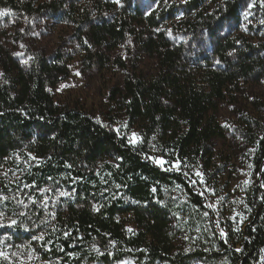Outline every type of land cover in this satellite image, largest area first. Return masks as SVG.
Returning a JSON list of instances; mask_svg holds the SVG:
<instances>
[{
	"label": "trees",
	"instance_id": "trees-1",
	"mask_svg": "<svg viewBox=\"0 0 264 264\" xmlns=\"http://www.w3.org/2000/svg\"><path fill=\"white\" fill-rule=\"evenodd\" d=\"M116 1L0 0V264H264V123H244L256 184L238 201L214 148L218 105L264 80V44L228 35L244 2ZM42 20L71 27L76 57L39 48ZM77 65L122 71L104 109L116 130L54 98Z\"/></svg>",
	"mask_w": 264,
	"mask_h": 264
},
{
	"label": "rangeland",
	"instance_id": "rangeland-1",
	"mask_svg": "<svg viewBox=\"0 0 264 264\" xmlns=\"http://www.w3.org/2000/svg\"><path fill=\"white\" fill-rule=\"evenodd\" d=\"M78 6L87 7L90 0H73ZM131 2H142V7L148 13L155 10L158 6L173 8L180 11V6L188 0H130ZM220 0H207V2H219ZM116 2H119L118 0ZM162 2V4H161ZM243 7L238 14V22L232 23L229 27V38L232 40L247 41L251 45L264 44V5L262 0H242ZM179 15V13H177ZM175 21L166 23L169 26ZM19 37L24 35L22 29L19 30ZM71 27L61 23L42 20L35 25L34 39L39 42V48L50 51L57 48L68 50L73 56H77L78 48L75 46L71 37ZM24 38V37H23ZM25 39V38H24ZM152 63L146 58H142L140 70L144 74H151ZM122 71L112 69L111 72L91 75L84 74L80 65L72 68L71 77L62 85L53 90L54 98L58 100L79 99L83 104L86 113H90L107 129L112 128L108 115L104 109L108 106L107 91L114 83H117ZM264 80L258 83H245L240 90L233 94V104H220L215 113L218 125L224 134V140L215 141V152L223 161L222 172L219 175L220 182L230 180L229 194L227 201H238L242 198V185L250 177L247 161L242 156L243 143L241 132L246 121H258L264 123ZM128 139L131 143L135 142L134 135L130 134ZM218 161V160H217ZM156 163L162 166L163 162L157 160ZM219 164V163H217ZM264 190V185L262 187ZM210 208L215 210V205L210 204ZM21 264H33L31 259L21 261ZM131 264V263H128Z\"/></svg>",
	"mask_w": 264,
	"mask_h": 264
}]
</instances>
